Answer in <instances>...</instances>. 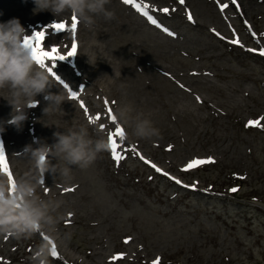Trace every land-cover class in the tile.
<instances>
[{
	"label": "rangeland",
	"instance_id": "rangeland-1",
	"mask_svg": "<svg viewBox=\"0 0 264 264\" xmlns=\"http://www.w3.org/2000/svg\"><path fill=\"white\" fill-rule=\"evenodd\" d=\"M150 1L169 9L149 8L156 24L137 8L126 15L111 0L114 19L97 20L105 22V32L80 25L63 38L49 26L43 46L60 41L64 55L44 62L53 78L49 90L64 91V82L82 90L70 91L76 99L63 101L60 112L43 117L47 102L38 94L18 130L6 123L12 109L0 97V170L11 174L28 167L21 155L26 145L52 144L57 131L83 125L94 139L106 140L117 125L124 132L114 137L121 159L104 151L86 169L71 166L70 178L44 174L39 195L62 201L56 239L46 232L0 236V264H32V252L45 240L57 253L50 264H264V0H238L240 14L219 0L228 4L223 16L212 0ZM52 14L37 10L35 0H0V23ZM71 36L79 51L67 56ZM91 36L96 44L84 50L81 44ZM104 55L108 59L101 60ZM126 103L150 119L159 136L139 139L110 118ZM208 158L212 162L183 170L190 159ZM117 254L123 255L112 260Z\"/></svg>",
	"mask_w": 264,
	"mask_h": 264
},
{
	"label": "clouds",
	"instance_id": "clouds-1",
	"mask_svg": "<svg viewBox=\"0 0 264 264\" xmlns=\"http://www.w3.org/2000/svg\"><path fill=\"white\" fill-rule=\"evenodd\" d=\"M110 3L111 0H35L37 10H48L56 17L74 15L90 32H95L98 19L105 22L114 19L115 13L108 7ZM26 37L19 19L0 23V97L6 99L12 109L6 123L18 130L27 119L26 109L38 103V94H43L47 102L42 109L43 117L60 112V105L68 99L65 92L49 90L50 73L37 63L31 46L26 44ZM114 116L139 139L159 136V130L151 120L137 113L130 103L117 107ZM3 123L0 122V133L4 131ZM54 137L52 144L24 147L21 155L28 161V167L22 172L9 175L0 170V236L20 239L46 232L51 240H55L56 225L62 219L56 213L62 201L39 195V190L44 187V174L58 173L70 178L71 166L86 169L99 153L111 150L108 139H94L83 125L57 131ZM53 158L55 164L51 162ZM53 247L50 240L42 242L31 254L32 264H50V257H54Z\"/></svg>",
	"mask_w": 264,
	"mask_h": 264
},
{
	"label": "bare ground",
	"instance_id": "bare-ground-1",
	"mask_svg": "<svg viewBox=\"0 0 264 264\" xmlns=\"http://www.w3.org/2000/svg\"><path fill=\"white\" fill-rule=\"evenodd\" d=\"M204 1H207V2H210L211 3V1L209 0H204ZM213 2H215L217 5H218V8H220L218 11H219V13H220V15H224V14H226L225 12H224V9H226V8H224L223 9V11L221 10V7H220V5H221V3H220V1L219 0H212ZM118 2H119V4L121 5V9L122 10H125V14L127 15V13L130 15L131 14V12H129L130 11V9L132 10L133 8H137V6H140V7H142L143 8V12H147V16H151L152 18H153V16H152V12L149 10V8H151V10L152 11H155V12H157V11H161V9H159V8H157V7H155L154 5H156V4H152V2L150 1V0H133V3H131V4H126L125 2H124V0H118ZM184 2H185V0H184ZM189 2V1H188ZM228 2L230 3V4H232V7L234 8V10L238 13V14H240L241 12H243V7L241 6V8L239 9V7H238V5H240V2L238 1V0H235V2H233V0H228ZM169 3V2H168ZM171 3V2H170ZM169 3V4H170ZM239 3V4H238ZM184 4V3H183ZM224 4H226V2L224 3ZM226 5H228V4H226ZM171 6V5H170ZM171 7H173V6H171ZM249 8H251L250 7V5L249 4H246L245 6H244V9H245V11H247L248 12V10H249ZM138 9V8H137ZM158 9V10H157ZM172 9V8H171ZM141 14H143V12H141V11H139ZM138 12V13H139ZM139 13V14H140ZM191 15V13L190 12H187V14H186V16H188V15ZM53 15V14H52ZM132 15V14H131ZM174 15H176L177 16V14L176 13H173V17H174ZM146 16V15H145ZM50 18H52V17H49V16H46V17H42V16H39V17H37V18H35V19H32V20H28V19H23V20H21L20 21V23L22 24V26H24V28H25V30H26V35L28 36V37H31L32 36V34H33V32L34 31H46L45 33H46V35H45V37L49 34V26H50V24L48 25V22H47V20L48 19H50ZM22 19V18H21ZM147 19H148V17H147ZM127 20L128 21H131L132 22V24L133 23H135L136 24V27H138V24H139V20H137L135 17H133V16H129V17H127ZM71 21H72V16H65V17H56V16H54L53 15V18L51 19V25L53 24V23H57V22H66L67 23V25H68V28H69V30H68V35L71 33ZM138 22V23H137ZM143 22V21H142ZM227 25L229 24V22H225ZM80 25H82L81 23H80V21H79V19L77 20V29H80V28H78ZM175 25H176V23H175ZM99 28V30L100 31H104V30H106V24H105V22L104 21H99V22H97V25H96V28ZM142 27V26H141ZM141 27H139V28H141ZM181 27V26H180ZM215 27V26H214ZM245 28L246 27H248V25L246 24L245 26H244ZM81 28H83V29H85L84 27H83V25H82V27ZM182 28V27H181ZM229 28V27H228ZM227 28V30L229 31L230 30V32L232 31V33L233 32H235L234 31V29L233 28H231V26H230V28L228 29ZM141 29H143V28H141ZM248 31H249V29L250 28H246ZM81 30V29H80ZM87 29H85V31H86ZM183 30V29H182ZM217 30H218V28H217ZM54 31H57V30H54ZM105 32V31H104ZM60 33L62 34V37H63V35H65V33H66V31H60ZM219 33V32H218ZM217 33V34H218ZM85 34V33H84ZM79 35V34H78ZM89 35V34H88ZM219 35V34H218ZM77 36V35H76ZM80 36V35H79ZM235 36H236V38H237V34H235ZM96 37H97V35H96ZM96 37H94V36H91V37H89L87 40H86V42L85 43H82L81 45H83V47H84V50L86 49L87 51H89L88 50V48H90V47H92V48H94V46H95V39H96ZM64 38V37H63ZM73 38H75V37H72L71 36V38H70V40L67 42V45H68V47H69V49H71V45L75 42L76 43V45L78 46V45H80L79 43H78V41L76 40V39H73ZM61 42L59 41H57L56 43H49V44H47V46H45L44 45V48H45V50H51V47L53 46V45H55L57 48H58V50L59 49H61ZM90 46V47H89ZM100 46H102V43L101 42H99L98 43V47H100ZM264 46V45H263ZM79 47H77V51H79V49H78ZM102 48V47H101ZM98 49H100V48H98ZM261 49H264V47H261L260 48V50ZM100 50H102V49H100ZM87 51L85 52V53H87ZM104 51V50H103ZM98 52H99V50H98ZM77 53V52H76ZM94 54V53H93ZM102 54H104V52L102 53ZM86 55V54H85ZM84 55V56H85ZM83 57V56H82ZM93 57H94V55H93ZM98 57V56H97ZM102 58L104 59H108L107 58V55H104L103 57L102 56H100V59L102 60ZM88 59V58H87ZM104 59V60H105ZM95 60V59H94ZM103 60V61H104ZM111 61V60H110ZM82 62V61H81ZM112 62V61H111ZM54 63V62H53ZM91 62H89V64H90ZM107 63V62H106ZM76 64V63H75ZM84 64V63H83ZM105 64V63H104ZM91 65V64H90ZM93 65V64H92ZM54 67V66H53ZM51 68H52V66H51ZM81 68H82V71L84 72H86V70H85V68H84V66L83 65H81ZM110 67H108V69H109ZM58 69V68H57ZM77 69V68H76ZM52 71V70H51ZM77 71V70H76ZM78 71H80V70H78ZM101 71V70H100ZM99 71V72H100ZM111 71V70H110ZM84 72V73H85ZM102 72V71H101ZM100 72V73H101ZM107 72V71H106ZM105 72V73H106ZM81 73V72H80ZM87 73V72H86ZM104 73V74H105ZM110 74H112V72L110 73ZM52 75V74H51ZM53 75H55V76H57L58 75V73H53ZM89 75V74H88ZM87 74H84V76L87 78V79H89L87 76H88ZM116 75V74H115ZM80 77V76H79ZM78 77V78H79ZM53 79V78H52ZM106 79V78H105ZM74 82V81H73ZM86 83L88 82V81H85ZM106 82V81H105ZM69 83H70V81H69ZM75 83V82H74ZM106 84V83H105ZM70 85V84H69ZM71 86V85H70ZM77 86V85H76ZM64 87H66L65 88V90L64 91H62V92H65L66 93V95H67V98L68 99H66V100H71V98H73L71 95H70V91H76V90H74V89H70V88H68L67 89V85H66V82H64ZM74 87V86H73ZM78 87V86H77ZM106 87V86H105ZM75 88V87H74ZM86 89V88H85ZM77 93H80V92H82V90L79 88L78 89V91H76ZM73 93V92H72ZM83 94V93H82ZM85 94V93H84ZM81 96V95H80ZM75 99H76V97H75ZM124 99V98H123ZM133 100V99H132ZM46 103V102H45ZM85 104V103H84ZM3 108V107H2ZM31 116V115H30ZM31 120V119H30ZM192 159H190V160H188L187 161V163H189L190 161H191ZM149 163L151 164V165H153V164H155L157 167L158 166H161L160 164H158V163H156V162H154V161H149ZM166 164H168V163H166ZM163 167V166H162ZM159 168V167H158ZM171 175V177L172 178H174V179H176V180H178L177 179V175L176 174H170Z\"/></svg>",
	"mask_w": 264,
	"mask_h": 264
},
{
	"label": "snow or ice",
	"instance_id": "snow-or-ice-1",
	"mask_svg": "<svg viewBox=\"0 0 264 264\" xmlns=\"http://www.w3.org/2000/svg\"><path fill=\"white\" fill-rule=\"evenodd\" d=\"M124 2L126 4H131L133 3V0H124ZM233 2H235V0H233ZM180 3L183 4L184 3V0H180ZM221 7V10L223 11L224 8L227 7L226 4H221L220 5ZM138 8V11H141L143 12V8L140 7V6H137ZM161 11H163L164 13H168L169 12V9L168 8H163L161 9ZM144 15L147 16V12H143ZM188 19L191 20L192 17L191 15L189 14L188 15ZM148 20L152 23V24H156L157 21L155 19H153L151 16H148ZM76 25H77V19L76 17L73 15L72 16V21H71V30L72 31H75L76 29ZM51 28H53L54 30H57V31H68L69 28H68V25L66 22H57V23H53L52 25H50ZM164 31H168L166 28L164 29ZM45 31H34L32 36L31 37H26L25 40H26V44H28L29 46H31L34 54H35V58L37 60V63L40 64L41 66H44V62L46 60H52V59H63L64 58V55H61L59 54V50L58 48L53 45L51 47V50H45L44 46H43V40L45 38ZM233 43H236V44H239V40H233L232 41ZM76 48H77V45L76 43L74 42L72 45H71V50L67 52V56H71V55H74L75 52H76ZM260 54L261 55H264V49H261L260 50ZM50 71V69H49ZM70 95L75 98L76 94L75 93H70ZM199 99V98H197ZM113 121L116 120V117L114 115H112L110 117ZM93 119L95 120H99L100 117L99 115L95 116L94 118H90L89 122H93ZM249 125H258V121H249L248 122ZM101 127H103V125L101 124ZM124 135V132H123V129L117 125L116 128H115V131L114 132H109L108 133V140H109V143L111 145V154H112V158L114 160H119L121 159L118 151H117V144H116V141L114 139V137L116 136H119V137H123ZM3 157L2 155H0V160H2ZM212 162L211 158H208L207 160H200V159H193L191 160L187 165H185L184 169L185 171L189 170V169H192L196 166H198L199 164H202V163H210ZM153 168H155V170L157 172H160L162 171L160 168H158L155 164L152 165ZM165 175H168L167 173H164ZM9 175H11V173H9ZM174 179V178H173ZM177 183H181L179 180L176 181ZM194 187V185H192ZM230 191H237V189L233 188V189H230ZM53 255L56 256L57 253L55 251V247H53ZM123 254H117L116 256H113L111 259L112 260H118ZM153 264H159V259H157L156 261H153Z\"/></svg>",
	"mask_w": 264,
	"mask_h": 264
}]
</instances>
